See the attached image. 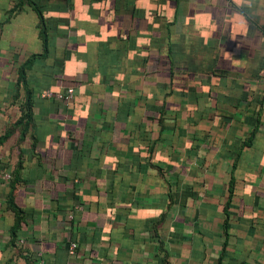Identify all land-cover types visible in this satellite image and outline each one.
Returning a JSON list of instances; mask_svg holds the SVG:
<instances>
[{"label":"crops","instance_id":"1","mask_svg":"<svg viewBox=\"0 0 264 264\" xmlns=\"http://www.w3.org/2000/svg\"><path fill=\"white\" fill-rule=\"evenodd\" d=\"M40 258L264 264V0H0V264Z\"/></svg>","mask_w":264,"mask_h":264},{"label":"trees","instance_id":"2","mask_svg":"<svg viewBox=\"0 0 264 264\" xmlns=\"http://www.w3.org/2000/svg\"><path fill=\"white\" fill-rule=\"evenodd\" d=\"M32 6L34 7V9L36 10V12L38 13V17H39V23H38V26H39V38L42 40V43H43V47H44V52L42 54H40V56H43L46 54L47 52V48H48V40H47V32H48V29H47V25L45 23V20H44V17L39 9V7L32 2ZM38 55H33L29 60L28 62H26L22 67H21V71H20V81L22 80L23 82H25V67L29 66L32 62V58L36 57ZM30 105H31V102H30V98L28 97V99L26 100V103L24 105V108H23V111L24 112V118H25V122L28 123L29 120H30V116H31V111L29 110L30 108ZM14 231H15V228L12 230V233L14 234Z\"/></svg>","mask_w":264,"mask_h":264},{"label":"built area","instance_id":"3","mask_svg":"<svg viewBox=\"0 0 264 264\" xmlns=\"http://www.w3.org/2000/svg\"><path fill=\"white\" fill-rule=\"evenodd\" d=\"M43 97L50 98V97H56L60 99L69 100L73 96V90L69 87L66 89L65 92L57 91L54 92L50 89H46L41 94ZM75 248H77V244L72 242L69 244V247H67V252L70 256L75 254ZM37 264H44V261L42 258L38 259Z\"/></svg>","mask_w":264,"mask_h":264}]
</instances>
